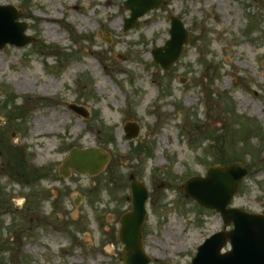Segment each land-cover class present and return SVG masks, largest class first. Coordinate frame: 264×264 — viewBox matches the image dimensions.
I'll return each mask as SVG.
<instances>
[{
    "label": "rangeland",
    "instance_id": "374dc122",
    "mask_svg": "<svg viewBox=\"0 0 264 264\" xmlns=\"http://www.w3.org/2000/svg\"><path fill=\"white\" fill-rule=\"evenodd\" d=\"M123 1L0 0L36 37L0 49V140L30 170L10 176L0 146V264H123L116 235L130 174L148 190L149 264H190L222 227L180 185L207 166H248L230 204L264 212V0H164L126 31ZM172 14L189 42L164 71L151 49L169 38ZM127 120L141 126L132 144ZM93 146L109 155L101 173L57 174L71 147Z\"/></svg>",
    "mask_w": 264,
    "mask_h": 264
},
{
    "label": "water",
    "instance_id": "95a60500",
    "mask_svg": "<svg viewBox=\"0 0 264 264\" xmlns=\"http://www.w3.org/2000/svg\"><path fill=\"white\" fill-rule=\"evenodd\" d=\"M125 8L130 17L125 18L124 30L135 26L138 17L143 13L159 7L162 0H126ZM21 11L12 5H0V49L6 44L16 46L25 45L34 37L24 33L26 24L18 22ZM170 38L163 47H156L152 51L154 62H158L162 69L168 70L178 59L184 45L188 43L187 31L177 16L170 17ZM78 113L84 115L83 110L71 105ZM137 123L126 122L124 125L125 138L135 139L139 132ZM106 151L93 148H71L70 153L63 158L59 167V174L69 175L73 168L78 173L94 175L103 170L108 162ZM248 170L240 161L227 166L213 165L209 167L206 176H195L182 183L186 196L194 199L204 208H211L220 212L224 226L211 234L200 245L191 264H264V215L249 213L236 207H229L231 197L238 190L237 187ZM132 208L123 213L119 219L120 230L118 239L124 244L121 261L127 264H148L149 258L142 247V223L146 217L145 201L148 193L143 182L130 181ZM232 224L226 230V225ZM229 242L231 250L221 252Z\"/></svg>",
    "mask_w": 264,
    "mask_h": 264
},
{
    "label": "bare ground",
    "instance_id": "6f19581e",
    "mask_svg": "<svg viewBox=\"0 0 264 264\" xmlns=\"http://www.w3.org/2000/svg\"><path fill=\"white\" fill-rule=\"evenodd\" d=\"M45 20L46 21H53L55 18H54V16H52V15H45ZM117 22V24L119 23L118 21H116ZM54 30L55 29H53L51 26H47V32L49 33V34H51L52 32H54Z\"/></svg>",
    "mask_w": 264,
    "mask_h": 264
},
{
    "label": "trees",
    "instance_id": "16d2710c",
    "mask_svg": "<svg viewBox=\"0 0 264 264\" xmlns=\"http://www.w3.org/2000/svg\"><path fill=\"white\" fill-rule=\"evenodd\" d=\"M9 149H10V148H9ZM14 150H15V149H13V150L10 152V153L13 154V155H15V153H16V152H13Z\"/></svg>",
    "mask_w": 264,
    "mask_h": 264
}]
</instances>
